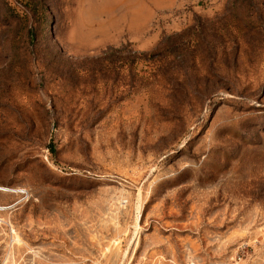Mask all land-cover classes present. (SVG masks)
<instances>
[{"label": "rangeland", "instance_id": "rangeland-1", "mask_svg": "<svg viewBox=\"0 0 264 264\" xmlns=\"http://www.w3.org/2000/svg\"><path fill=\"white\" fill-rule=\"evenodd\" d=\"M102 1L0 0V264H264L261 34L224 31L231 0L183 1L145 30ZM210 21L201 63L173 58L170 83L154 72L127 98L63 62L156 54Z\"/></svg>", "mask_w": 264, "mask_h": 264}, {"label": "trees", "instance_id": "trees-1", "mask_svg": "<svg viewBox=\"0 0 264 264\" xmlns=\"http://www.w3.org/2000/svg\"><path fill=\"white\" fill-rule=\"evenodd\" d=\"M256 1L259 2L258 9L264 7V0H231L223 22L210 21L208 24L198 22L197 25L178 34L167 36L162 41L161 51L156 54L137 53L131 49L129 44H126L117 48L109 47L97 56L82 58L72 64L66 59H63V62L69 69L72 67L73 75L88 74L93 83H96L95 80H99L102 85L103 82H110L111 93L115 94L110 98H127L152 81L151 76L154 75V72L156 75L159 73V78L166 81V84L170 83L171 75L168 74L174 72L170 62L173 58L182 57L187 52H191L193 67L196 60L201 63L204 53L199 50L200 52L197 54V48L202 44V38L198 35L202 34L204 28H207L209 24L212 29H218L220 22L226 33L232 34L230 30L233 29V33L241 34L240 37L243 40L244 36L248 34L250 37L247 39L251 41L249 42L251 45L261 41L260 34L264 40V13L254 16L256 12H248V9L255 7ZM194 59L196 60L194 61ZM142 62L149 64L152 71L145 74L146 71L140 68ZM52 71L55 75L60 73L58 69ZM181 80H186L184 71ZM54 99L56 98H52V101ZM51 107H55L54 104Z\"/></svg>", "mask_w": 264, "mask_h": 264}, {"label": "crops", "instance_id": "crops-1", "mask_svg": "<svg viewBox=\"0 0 264 264\" xmlns=\"http://www.w3.org/2000/svg\"><path fill=\"white\" fill-rule=\"evenodd\" d=\"M183 1L187 0H109V4L104 0L101 6H104L103 9L107 10L104 13L112 17L114 22L137 24L134 26L137 30H145L158 12L182 6Z\"/></svg>", "mask_w": 264, "mask_h": 264}]
</instances>
